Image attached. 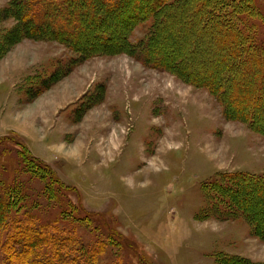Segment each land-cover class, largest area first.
I'll return each instance as SVG.
<instances>
[{
  "label": "rangeland",
  "instance_id": "obj_1",
  "mask_svg": "<svg viewBox=\"0 0 264 264\" xmlns=\"http://www.w3.org/2000/svg\"><path fill=\"white\" fill-rule=\"evenodd\" d=\"M8 2L0 0V138L7 135L27 147L22 136L37 135L40 129L32 121L44 111L41 107L37 112L38 98L53 87L51 92L56 91L74 69L84 79L79 84L82 93L68 105L66 142L58 149L71 156L68 140L76 136L86 141L85 153L68 168L60 160L47 163L78 193L58 191L49 171L29 150L24 154L11 141L0 144V182L25 192V206L17 215L28 212L38 224L57 223V234L65 228V234L79 238L82 248L93 244L94 254L88 258L93 264H139L138 258L151 264H264V240L252 223L235 209L232 216L214 204L212 210L203 190L223 172L264 176V137L241 122L226 120L208 90L144 67L126 54L88 55L83 60L58 42L29 39L31 20L25 21L23 32H16L14 18L3 14ZM254 3L262 18L248 24L258 30L264 45V0ZM191 18L185 11L176 23V34L186 41L195 36L182 33L179 26L190 25ZM132 34L133 41L139 40L147 34V25ZM199 44L196 60L203 68L197 73L215 75L218 66H207L206 53L212 58L211 52L224 48ZM19 54L22 64L31 65L17 77L12 65ZM36 57L37 66L32 64ZM234 74L241 77L240 70ZM108 140H115V146ZM248 194L251 203L264 207L263 187H253ZM96 213L125 237L127 247L106 236ZM255 215L264 225V211ZM15 247L22 248L20 243Z\"/></svg>",
  "mask_w": 264,
  "mask_h": 264
},
{
  "label": "trees",
  "instance_id": "obj_2",
  "mask_svg": "<svg viewBox=\"0 0 264 264\" xmlns=\"http://www.w3.org/2000/svg\"><path fill=\"white\" fill-rule=\"evenodd\" d=\"M185 11L192 15L190 25L181 23L179 29L195 36L192 41L176 34V23L182 21ZM3 14L14 18L16 32H23L25 21L31 20L29 39L58 42L83 60L88 55L126 54L144 67L169 72L185 83L206 89L222 107L226 120L241 122L264 137V45L258 30L248 24L252 19L262 18L254 0H9ZM144 24L147 34L133 41L132 33ZM211 38H215L212 44ZM198 42L205 47L224 48L222 52H211L215 55L212 58L206 53L207 66L211 63L218 66L215 75L197 73L198 67L203 68L196 60L201 56ZM239 70L241 77L230 75ZM5 141L19 146L24 154L28 151L13 137L2 136L0 144ZM30 157L49 171L58 191L78 193L76 187L66 185L47 163L32 154ZM7 183H1L0 187V264L95 262L88 260L94 254L93 244L82 248L79 238L65 234V228L61 235L57 234L60 231L54 227L57 223L38 224L33 213L17 215L16 211L25 206V192ZM253 187L264 188V176L237 171L216 175L203 185V190L212 210V204L215 209L230 212V216L237 210L264 240V225L255 215L262 213L264 207L260 206L261 209L247 199ZM249 205L254 207L253 211ZM96 214L103 221L106 236L127 247L125 237L111 227L104 215ZM17 243L22 247L20 251L15 247ZM138 259L139 264H151Z\"/></svg>",
  "mask_w": 264,
  "mask_h": 264
},
{
  "label": "crops",
  "instance_id": "obj_3",
  "mask_svg": "<svg viewBox=\"0 0 264 264\" xmlns=\"http://www.w3.org/2000/svg\"><path fill=\"white\" fill-rule=\"evenodd\" d=\"M20 56L21 54L14 56V60H13L14 63L12 65L14 66V68H12L13 71L15 73L16 71H18L19 75L17 77H19L20 74L22 75L25 71H27L29 65H31V63L22 64L20 61ZM35 59L36 60L32 64L37 66L39 57H36ZM74 70H73L74 72L72 71L73 73L71 72V74L66 79L59 82V85L57 87L55 86L56 91L51 92V90L54 88L53 87L51 90L45 92L46 93L45 95L43 94L38 98L39 104L37 105V112L38 109H40L41 107L44 108V111L42 112V114L39 113V116L34 115L32 121L36 123L35 124L36 127L40 126L39 133L34 136L21 135L23 141L27 145L28 150L31 152L33 156L39 158L40 160L48 164H53L55 160L64 161V163L66 164L65 166H67V168L70 166V164L73 163L72 161L78 160L77 157L80 156L81 153L83 152L85 153L84 146L86 144V141L81 142L79 141L78 138H75L76 137L75 136L71 140H68L72 148L70 151L72 154L71 156L66 153L64 154L63 151L58 149L60 146H63V143L66 142V139L64 138L65 135L64 122H66L67 120V114L69 113L68 108H71L68 105L76 101L77 97L80 96V94L83 91V87L79 86L80 82L84 80L82 73L76 71V69ZM50 109L52 110L54 109V111H49ZM88 126L90 127L91 125L89 124ZM47 127L48 128L51 127V128L47 134L46 133L44 134L43 132ZM6 131L10 132L12 130H6ZM109 141H113V145L115 146V140H108V142ZM100 149L101 151L106 150L102 146L100 147Z\"/></svg>",
  "mask_w": 264,
  "mask_h": 264
}]
</instances>
